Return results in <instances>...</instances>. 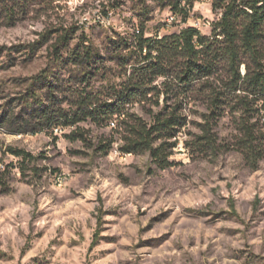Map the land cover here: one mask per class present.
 Masks as SVG:
<instances>
[{"label": "rangeland", "instance_id": "rangeland-1", "mask_svg": "<svg viewBox=\"0 0 264 264\" xmlns=\"http://www.w3.org/2000/svg\"><path fill=\"white\" fill-rule=\"evenodd\" d=\"M213 1L0 0V264H264V158L252 170L237 146L241 119L257 118L232 108L227 66L187 84L177 67L143 91L132 83V39L190 26L210 36ZM50 84L54 123L30 115ZM87 96L123 101L128 121L177 109L185 124L166 162L123 152L128 126L84 116Z\"/></svg>", "mask_w": 264, "mask_h": 264}, {"label": "trees", "instance_id": "trees-1", "mask_svg": "<svg viewBox=\"0 0 264 264\" xmlns=\"http://www.w3.org/2000/svg\"><path fill=\"white\" fill-rule=\"evenodd\" d=\"M173 8L176 10L177 6ZM213 9H220L221 13L212 24L210 36L203 35L191 26L178 34L161 38L143 37L142 33L135 36L131 45L138 50L140 59L133 69L135 78L132 83L135 90L143 91V86L152 78L165 76L177 67V78L181 83L187 84L202 77H210L217 72L218 65L224 62L230 73L226 89L234 94H241L235 95L236 103L232 108L251 118H257L253 123H249V119H241L238 125L241 137L237 141L243 159L255 170L259 161L264 158V0H214ZM187 16V12H184L183 18L186 19ZM68 38V34L63 35L64 42ZM89 58L90 52L85 50H75L72 56V60L78 64L89 63ZM242 63L245 65L244 75L239 71ZM62 85L60 83L59 86ZM50 86L52 84L46 91L50 93V96L47 95L48 103H38L30 115L40 117L44 122L54 123L63 120V112L60 107L57 108ZM142 97L149 99L143 92L138 98ZM117 100L104 106H93L95 103L87 96L81 100L80 109L85 108L84 116H95L108 122L116 115L120 123L126 124L129 135L125 137L126 143L121 147L123 152H149L155 161L161 164L166 162L171 154L168 150L175 146V143L167 140L175 137L179 128L185 124L181 115L177 114V109L152 112L150 123L142 119L128 121L131 115L125 110V103ZM12 116L15 119L12 122H20L19 119L22 118L21 115ZM64 116L65 120H70L64 124L80 120L76 114L72 117L68 114ZM1 120L5 121V116ZM118 126L121 127L119 124ZM209 129L211 128L204 129L205 134L200 140H205L201 146L211 148L213 138Z\"/></svg>", "mask_w": 264, "mask_h": 264}]
</instances>
